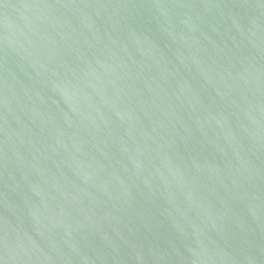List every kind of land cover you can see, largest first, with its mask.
<instances>
[{"label":"water","instance_id":"95a60500","mask_svg":"<svg viewBox=\"0 0 264 264\" xmlns=\"http://www.w3.org/2000/svg\"><path fill=\"white\" fill-rule=\"evenodd\" d=\"M0 264H264V0H0Z\"/></svg>","mask_w":264,"mask_h":264}]
</instances>
